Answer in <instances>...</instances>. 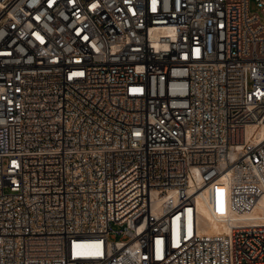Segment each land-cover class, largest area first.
I'll use <instances>...</instances> for the list:
<instances>
[{
  "label": "built area",
  "instance_id": "obj_1",
  "mask_svg": "<svg viewBox=\"0 0 264 264\" xmlns=\"http://www.w3.org/2000/svg\"><path fill=\"white\" fill-rule=\"evenodd\" d=\"M0 264H264V0H0Z\"/></svg>",
  "mask_w": 264,
  "mask_h": 264
},
{
  "label": "bare ground",
  "instance_id": "obj_2",
  "mask_svg": "<svg viewBox=\"0 0 264 264\" xmlns=\"http://www.w3.org/2000/svg\"><path fill=\"white\" fill-rule=\"evenodd\" d=\"M221 186V183L211 185L197 195L201 232H226L233 224L248 218L247 215H235L225 210ZM258 214L259 210L257 209L253 215Z\"/></svg>",
  "mask_w": 264,
  "mask_h": 264
},
{
  "label": "rangeland",
  "instance_id": "obj_3",
  "mask_svg": "<svg viewBox=\"0 0 264 264\" xmlns=\"http://www.w3.org/2000/svg\"><path fill=\"white\" fill-rule=\"evenodd\" d=\"M251 8H252L253 11L256 10V5H255V3L253 1H252V4H251ZM114 229L115 230H120L121 227L120 226H114Z\"/></svg>",
  "mask_w": 264,
  "mask_h": 264
}]
</instances>
